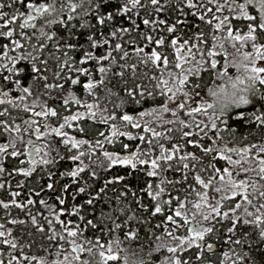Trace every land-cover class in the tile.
<instances>
[{
    "label": "snow or ice",
    "instance_id": "1",
    "mask_svg": "<svg viewBox=\"0 0 264 264\" xmlns=\"http://www.w3.org/2000/svg\"><path fill=\"white\" fill-rule=\"evenodd\" d=\"M0 264H264V0H0Z\"/></svg>",
    "mask_w": 264,
    "mask_h": 264
}]
</instances>
